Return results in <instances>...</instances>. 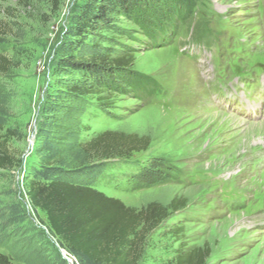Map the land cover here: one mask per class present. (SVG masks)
I'll return each mask as SVG.
<instances>
[{
  "label": "rangeland",
  "instance_id": "374dc122",
  "mask_svg": "<svg viewBox=\"0 0 264 264\" xmlns=\"http://www.w3.org/2000/svg\"><path fill=\"white\" fill-rule=\"evenodd\" d=\"M83 1L0 0V142L13 161L0 169V210L14 204L25 215L0 229V254L12 264H75L29 205L23 176L40 163L43 133L63 148L70 134L81 142L117 131L150 145L107 162L90 186L136 210L185 202L147 238L140 264H166L177 248L203 245L206 264H264V102L260 114L243 115L216 101L229 103L223 85L234 93L241 83L245 96L264 98V0H149L138 16L111 14L96 38L109 54H132L131 73L157 92L141 98L113 76L119 90L85 101L66 91L83 78L59 69Z\"/></svg>",
  "mask_w": 264,
  "mask_h": 264
},
{
  "label": "trees",
  "instance_id": "16d2710c",
  "mask_svg": "<svg viewBox=\"0 0 264 264\" xmlns=\"http://www.w3.org/2000/svg\"><path fill=\"white\" fill-rule=\"evenodd\" d=\"M60 1L56 0V4ZM148 6L149 0L82 2L65 33L59 57L60 71H72L83 78V81L66 86L70 95L85 101L98 98L105 89L119 90L113 86L115 83L111 84L113 76L123 79L131 93L138 96L142 93L141 98L148 99L156 94L155 85L149 81L140 82L131 73L132 54H109L96 38L97 31L109 26L111 14L138 16L142 8ZM182 20L180 14L173 27L166 33L159 32L160 41L148 33L149 39L154 44L157 40L164 43L169 38L168 32ZM200 33L204 34V30ZM6 65L0 56V74L6 72ZM100 85L103 89L96 90ZM41 139L40 163L25 173L23 186L33 211L45 216V223L41 225L75 264H140L150 234L185 208L184 201L172 199L166 205L148 203L136 210L90 186L105 170L107 162H125L133 154L145 152L150 145L146 136L105 131L79 142L70 134L63 148L52 142L47 132ZM5 144L0 142V169L9 170L13 161ZM72 174L76 178H72ZM24 221L25 215L18 205L0 210V229L18 227ZM168 228L170 232L172 228ZM210 254L207 245L187 250L179 247L166 264H206ZM0 264L12 263L0 254Z\"/></svg>",
  "mask_w": 264,
  "mask_h": 264
},
{
  "label": "bare ground",
  "instance_id": "6f19581e",
  "mask_svg": "<svg viewBox=\"0 0 264 264\" xmlns=\"http://www.w3.org/2000/svg\"><path fill=\"white\" fill-rule=\"evenodd\" d=\"M248 109H252V107H249ZM262 129H263V126H262ZM264 130V129H263ZM30 147H31V143H30Z\"/></svg>",
  "mask_w": 264,
  "mask_h": 264
},
{
  "label": "water",
  "instance_id": "95a60500",
  "mask_svg": "<svg viewBox=\"0 0 264 264\" xmlns=\"http://www.w3.org/2000/svg\"><path fill=\"white\" fill-rule=\"evenodd\" d=\"M68 263H70V261H68Z\"/></svg>",
  "mask_w": 264,
  "mask_h": 264
}]
</instances>
